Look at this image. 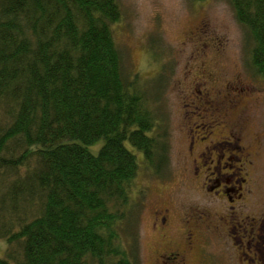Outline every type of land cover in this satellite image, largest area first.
I'll return each mask as SVG.
<instances>
[{"label":"trees","instance_id":"obj_1","mask_svg":"<svg viewBox=\"0 0 264 264\" xmlns=\"http://www.w3.org/2000/svg\"><path fill=\"white\" fill-rule=\"evenodd\" d=\"M229 4L264 79V0ZM120 17L118 0H0V264H138L134 151L160 175L170 136L123 74Z\"/></svg>","mask_w":264,"mask_h":264},{"label":"rangeland","instance_id":"obj_2","mask_svg":"<svg viewBox=\"0 0 264 264\" xmlns=\"http://www.w3.org/2000/svg\"><path fill=\"white\" fill-rule=\"evenodd\" d=\"M118 2L121 17L113 25V36L121 54L123 74L127 80L136 77L140 86L153 93L151 98L156 100L159 109L157 117L166 123L170 136L169 164L160 175L151 173L143 160V154L139 150L134 151L129 142H126L140 161L133 184L136 197L133 201L136 203L137 199L138 202L135 205L138 217L135 232L136 260L138 264H149L155 241L158 240L151 228L153 206L182 203L184 207H191L190 210L212 207L203 190L191 182L190 170L191 164L198 165L199 176H202L203 180V177L207 179L208 173L213 170L209 159H205L204 165L194 160L195 153L202 147L198 139L206 135L203 132L205 127L200 129L197 125H202L213 113L195 106L194 102L198 101L192 99V95H195L188 91L194 77H185L189 67L199 63L195 55L199 53L200 46L206 43L207 46L203 49L206 52L205 60L212 61L211 65L218 64L216 71L218 84H234V81L238 80V85H231L229 92L246 95V98L239 102L241 113L238 121L239 126L244 128V134H250L244 135V141L241 140L239 144L241 146L252 144L250 151L256 150L261 158H264V79L257 76L250 67L251 41L245 29L236 20L229 0H118ZM196 27L204 29L201 38L187 43V38L196 31ZM196 89L200 90L199 87ZM232 129L234 135L238 137L236 127ZM192 136L196 139L193 154L189 152L188 147ZM224 138H228L232 143L234 141L228 134H225ZM207 139L208 136L205 143ZM100 145L101 141L98 142L97 148ZM233 146L234 143L230 144V147L219 148L218 152L224 153L226 158L234 157L236 151L232 149ZM91 149L93 152L96 151ZM212 158L214 159L215 155ZM260 163L264 167V160H260ZM254 170L256 169L251 170V173ZM259 178L264 180L262 169L253 176V180ZM204 183H207L206 180ZM258 193H261L260 188ZM260 207L262 205L260 206L259 202L255 205L248 202L243 208V213L254 208L258 211ZM177 229L178 227L174 226V230ZM174 238L177 239V244L182 242L178 231ZM130 241L129 238L125 241L127 248L130 247ZM222 249L217 242L207 246L205 261L202 264H230L229 255L227 256ZM199 257V252L191 254L189 264H199Z\"/></svg>","mask_w":264,"mask_h":264},{"label":"flooded vegetation","instance_id":"obj_3","mask_svg":"<svg viewBox=\"0 0 264 264\" xmlns=\"http://www.w3.org/2000/svg\"><path fill=\"white\" fill-rule=\"evenodd\" d=\"M195 30L187 38V43L201 38L204 29L196 27ZM201 46L199 53L195 55L199 63L190 66L185 72V77H194L188 91L195 95L191 98L198 101L194 102L195 106L213 113V118L209 117L202 125H197L200 129L205 127L203 132L206 135L199 137L202 147L195 153L197 158L194 159L199 161L200 165H204L205 159H209L213 170L208 173L207 179L203 177L207 183L199 176L198 165L191 164L190 170L191 182L203 190L212 207L190 210L191 207H184L182 203L153 206L151 228L158 240L155 241L149 264H189L190 255L196 252L200 253L199 264H202L205 261L207 246L214 242L219 243L226 255L230 256V264H264V180H253L254 174L260 169L264 171L260 163L264 158H261L256 150L250 151L252 144H239L241 140L244 141V135L250 136L249 133L244 134V128L239 126L238 121L241 113L239 102L243 101L246 95L229 92V87L238 85V80L234 81V84L217 83L218 64L211 65L212 61L205 60L206 52L203 49L207 45L204 43ZM197 87L200 90H197ZM234 127L238 131V137L234 135ZM223 134L230 135L234 140V157L226 158L224 153L218 152L219 148L233 144L228 138L225 139ZM195 141L192 136L188 145L190 153ZM253 169L256 170L251 173ZM258 188L261 193H258ZM248 202L250 205L259 202L262 207L258 211L254 208L244 214L243 208ZM174 226L178 229L174 230ZM176 231L182 239L180 244H177V239L174 238Z\"/></svg>","mask_w":264,"mask_h":264}]
</instances>
